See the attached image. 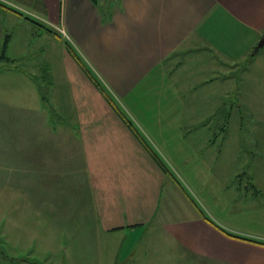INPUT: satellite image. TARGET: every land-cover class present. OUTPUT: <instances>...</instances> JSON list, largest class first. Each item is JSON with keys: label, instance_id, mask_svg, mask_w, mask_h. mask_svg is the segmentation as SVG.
Wrapping results in <instances>:
<instances>
[{"label": "crops", "instance_id": "obj_1", "mask_svg": "<svg viewBox=\"0 0 264 264\" xmlns=\"http://www.w3.org/2000/svg\"><path fill=\"white\" fill-rule=\"evenodd\" d=\"M260 40H264V0H0V60L36 62L44 69L39 76L30 68L26 74L12 68L0 75L17 79L10 91L20 90L18 79L33 88L36 98L23 108L37 109V100H44L36 78H43L51 86L43 89L45 103L58 114L57 118L30 114L31 124L42 129L23 134V176L11 182L24 191L70 183L72 194L87 191L78 195L71 211L82 220L95 218L102 231L122 233L123 238L143 231L119 264H145L140 260L145 252L140 243L148 237L163 250L156 254H170V242L175 241L199 259L185 264H264V243L257 240H264V234L256 233V239L231 237L200 214L175 222L165 215L152 223L163 191L170 197L175 186L166 182L146 146L68 51L73 50L118 105L124 106L120 102L124 100L136 104L131 100L134 93L152 90L170 95V105L175 103L170 109L193 105L204 109V128L215 123L210 140L226 137L231 121L227 109L239 110L245 118L239 119L236 148L252 153V147L260 154L264 153V41L255 50ZM57 49L61 71L52 64ZM53 61L57 62L56 55ZM57 77L64 79V86ZM137 98L138 106L145 105ZM155 101L158 107L163 104L158 96ZM7 123L13 125L16 142L22 141L16 135L22 128L20 120L9 118ZM13 168H7L10 175L16 172ZM250 178L252 187L262 189ZM153 263L178 264L170 259Z\"/></svg>", "mask_w": 264, "mask_h": 264}, {"label": "rangeland", "instance_id": "obj_2", "mask_svg": "<svg viewBox=\"0 0 264 264\" xmlns=\"http://www.w3.org/2000/svg\"><path fill=\"white\" fill-rule=\"evenodd\" d=\"M99 1L102 3L104 0ZM58 52L57 49V53L52 54V64L56 70L61 71L64 66ZM55 55L56 63L53 61ZM16 62L12 58L1 59L0 72L13 68L12 71L24 74L30 70L38 76L39 73L44 74L43 67L37 68L36 62L31 65L20 60L16 65ZM3 76L5 75H0V264H119L120 259L131 253L136 244L135 239L140 237L143 231L123 238L122 233L102 231L94 215V220L89 217L82 220L71 211L75 208L78 195H87V191L77 190L72 194L74 190H71L70 183L66 182L67 186L62 188L34 187L24 191L22 188H15V184L11 182L13 177L18 180L23 176L22 147L25 134H33L38 132L39 128L42 129L39 125L31 124L33 121L30 114H37L38 118L45 117L44 114L57 118L58 114L49 108L46 101L41 102V99L40 102L37 100L38 109L23 108L26 103L34 102L36 97L33 88L28 89L27 85L18 79L20 90L17 93L10 91L17 79H6ZM38 76L42 89L48 87L50 90V84L44 83L43 78ZM59 78L57 77L58 84L64 86L65 83L61 82L64 79L60 81ZM34 85L35 89L38 88L37 84ZM211 93L214 91L206 94L210 96ZM157 96L163 103L161 107H158L155 101ZM131 97L136 104H129V100L120 101L124 106L116 104L168 169V174H165L166 182L170 181L175 186L170 189V197L166 190L163 191L158 215L152 223L166 216H170V222H175L200 214L228 233L255 239L256 233L263 235L264 153L259 154L258 150H253L252 147V153L238 152L236 148L240 143L238 137L241 136L239 119L241 116L245 118V115H241L237 109H233V112L227 109L231 121L226 137L221 135L213 141L210 140L209 134L215 132V123L211 121L212 124L204 128V109H195L194 105L170 109L175 108V103L170 105V95L156 94L152 90L134 93ZM137 97L143 101L141 103L145 104L144 107L137 105ZM227 98L225 101L229 99ZM51 106L53 107L52 104ZM147 106L149 109H146ZM9 118L20 120L22 128L16 135H20L22 141L16 142L17 136L13 138V125L7 123ZM62 129L66 130L64 127ZM257 138L261 139L260 135H257ZM13 142L16 148L13 147ZM9 166L16 170L13 175L8 173ZM250 177L253 182H258L262 189L256 192L250 184ZM120 240L123 241L122 244ZM257 240L264 243L262 239ZM151 242L152 239L148 237L140 243L145 250L140 260L145 264H154V260L160 263L161 260L167 259L176 260L178 264L199 261L175 241L170 242V254H156V251L163 250ZM182 252L183 255L180 256ZM134 257L135 255H132L130 258Z\"/></svg>", "mask_w": 264, "mask_h": 264}, {"label": "trees", "instance_id": "obj_3", "mask_svg": "<svg viewBox=\"0 0 264 264\" xmlns=\"http://www.w3.org/2000/svg\"><path fill=\"white\" fill-rule=\"evenodd\" d=\"M69 52L73 55V57L76 59V61L79 62L80 65H82V67L86 70V72L90 75V77H93V81L95 83V85L102 91V93L104 94V96L106 97V99L108 100V102H110L112 104V106L114 107V109L118 112V114L120 115V117L123 119V121L127 124V126L133 131V133L136 135V137L142 142V144L144 146H146V148L148 149V151L150 152V154L152 155L153 160L158 164V166L160 167V169L165 173L168 174V169L166 168V166L164 165V163L160 160V158L157 156V154L155 153V151L152 149V147L146 143V141L143 139L142 135L140 134V132L134 127L133 123L129 120V118H127L125 116V114L123 113V111L118 107V105L116 104L115 100L112 98V96L102 87V85L94 78V76L88 72L87 67L82 64L79 60V58L77 57V55L73 52V50L71 48H68ZM36 80L38 81V85L40 88V94L42 95V100L46 101V91L42 89L41 87V82L39 81L38 78H36ZM252 182L250 181V184ZM252 186V184H251ZM253 189H255V191L257 192L258 190L255 187H252ZM206 219V218H205ZM211 224H213L218 230H220L221 232H223L224 234L231 236V237H236V238H240V239H246L244 237L232 234V233H228L227 231H225L223 228L219 227L218 225H216L214 222L210 221L209 219H207ZM262 244V242H259Z\"/></svg>", "mask_w": 264, "mask_h": 264}, {"label": "water", "instance_id": "obj_4", "mask_svg": "<svg viewBox=\"0 0 264 264\" xmlns=\"http://www.w3.org/2000/svg\"><path fill=\"white\" fill-rule=\"evenodd\" d=\"M264 40H260V42L257 44V46L255 47V50H258L263 44Z\"/></svg>", "mask_w": 264, "mask_h": 264}]
</instances>
